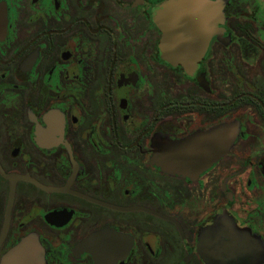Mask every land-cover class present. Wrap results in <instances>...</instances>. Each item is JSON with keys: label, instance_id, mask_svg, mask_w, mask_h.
Wrapping results in <instances>:
<instances>
[{"label": "flooded vegetation", "instance_id": "1", "mask_svg": "<svg viewBox=\"0 0 264 264\" xmlns=\"http://www.w3.org/2000/svg\"><path fill=\"white\" fill-rule=\"evenodd\" d=\"M168 1L0 0V264H264V0H207L190 73Z\"/></svg>", "mask_w": 264, "mask_h": 264}, {"label": "water", "instance_id": "2", "mask_svg": "<svg viewBox=\"0 0 264 264\" xmlns=\"http://www.w3.org/2000/svg\"><path fill=\"white\" fill-rule=\"evenodd\" d=\"M216 16V5L207 0H170L162 5L157 14L162 59L172 65L181 64L190 73L207 47ZM215 134L199 146L191 142L178 146L181 154L173 165L185 172L210 166L229 146L221 130Z\"/></svg>", "mask_w": 264, "mask_h": 264}]
</instances>
